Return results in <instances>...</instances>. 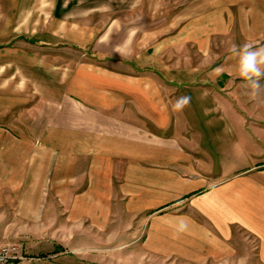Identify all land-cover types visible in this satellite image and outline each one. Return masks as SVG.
I'll return each instance as SVG.
<instances>
[{
    "label": "crops",
    "instance_id": "0c3cea01",
    "mask_svg": "<svg viewBox=\"0 0 264 264\" xmlns=\"http://www.w3.org/2000/svg\"><path fill=\"white\" fill-rule=\"evenodd\" d=\"M12 1L0 245L75 264L102 240L140 264H264V89L250 99L231 56L264 46V0Z\"/></svg>",
    "mask_w": 264,
    "mask_h": 264
},
{
    "label": "rangeland",
    "instance_id": "374dc122",
    "mask_svg": "<svg viewBox=\"0 0 264 264\" xmlns=\"http://www.w3.org/2000/svg\"><path fill=\"white\" fill-rule=\"evenodd\" d=\"M15 1L12 0H0V6L1 7H8L11 3ZM23 2V1H22ZM102 50V49H101ZM69 57L75 58L76 56L81 57L83 52H77L74 49H69ZM87 51L90 53V49H87ZM53 54H59L54 52ZM105 54L100 52L99 55H95L101 59L105 57H101ZM107 57V56H106ZM44 242V241H42ZM102 248H106V251H102V254L100 256H84L85 264H140L141 261L144 259H141L139 255H136V252H141V250L137 247H129L126 244L118 245L115 244L113 241L108 242L105 240H102ZM18 243H22V241H19ZM120 244V243H119ZM56 248H60V245H55ZM55 249H50L49 247L45 246H39V247H31L30 245H26V255L28 256V259L25 260L24 264H49L50 262H56L58 264L62 263H69V264H75L76 259L68 257V261L65 262L64 260L59 259L56 257H49L50 254L54 252ZM94 260V261H93ZM149 263H154L156 261V258L149 256Z\"/></svg>",
    "mask_w": 264,
    "mask_h": 264
},
{
    "label": "clouds",
    "instance_id": "9594fccd",
    "mask_svg": "<svg viewBox=\"0 0 264 264\" xmlns=\"http://www.w3.org/2000/svg\"><path fill=\"white\" fill-rule=\"evenodd\" d=\"M231 56L236 59V69L239 76L245 82V88L248 91L250 99H256L264 89L261 80L264 79V46L253 47L250 44H244L241 47L233 46ZM222 74V68H216L210 75L219 76ZM192 98L190 96L177 97L173 110L181 112L191 106ZM188 225L183 220L177 225V231H185Z\"/></svg>",
    "mask_w": 264,
    "mask_h": 264
},
{
    "label": "built area",
    "instance_id": "2783aa9c",
    "mask_svg": "<svg viewBox=\"0 0 264 264\" xmlns=\"http://www.w3.org/2000/svg\"><path fill=\"white\" fill-rule=\"evenodd\" d=\"M28 259L24 246L18 242L0 245V264H20Z\"/></svg>",
    "mask_w": 264,
    "mask_h": 264
}]
</instances>
